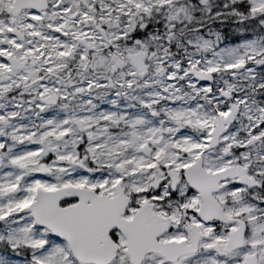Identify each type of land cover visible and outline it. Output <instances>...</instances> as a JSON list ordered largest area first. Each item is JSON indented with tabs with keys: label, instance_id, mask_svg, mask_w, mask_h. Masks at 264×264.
Listing matches in <instances>:
<instances>
[{
	"label": "snow or ice",
	"instance_id": "snow-or-ice-1",
	"mask_svg": "<svg viewBox=\"0 0 264 264\" xmlns=\"http://www.w3.org/2000/svg\"><path fill=\"white\" fill-rule=\"evenodd\" d=\"M0 264H264V0H0Z\"/></svg>",
	"mask_w": 264,
	"mask_h": 264
}]
</instances>
